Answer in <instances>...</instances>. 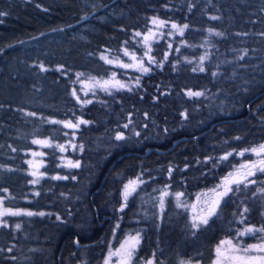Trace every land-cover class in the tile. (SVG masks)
I'll list each match as a JSON object with an SVG mask.
<instances>
[{"label":"trees","instance_id":"1","mask_svg":"<svg viewBox=\"0 0 264 264\" xmlns=\"http://www.w3.org/2000/svg\"><path fill=\"white\" fill-rule=\"evenodd\" d=\"M0 12L5 13L0 16V196L7 195L9 206L60 217L24 223L16 236L0 229V264L76 261L75 239L94 243L81 251L86 264L97 263L115 220L120 222L117 236L140 221L135 264L149 258L161 264L166 257L161 251L173 257V264H209L221 240L238 241L237 230L264 225V194L253 196L264 187L261 172L249 178L256 184L230 192L204 227L191 232L185 224L174 242L167 240L162 221L170 209L160 221L144 222L136 213L139 194L162 187L169 168V189L189 196L214 187L252 160L251 151L237 153L264 144V0H0ZM152 18L187 24L183 40L196 48L184 49L186 55L196 57L201 45L205 51L210 47L205 71L170 59L130 90L85 106L81 116L90 123L76 132L83 148L75 179L42 181L39 198L26 206L22 199L31 186L25 153L35 138L66 139L67 131L49 120L73 117L70 75L109 74L111 68L98 55L129 45ZM208 29L223 36L210 35ZM188 90L203 95L189 96ZM118 132L123 140L115 139ZM226 153L233 154L220 161ZM137 179L143 183L119 210L124 185ZM61 195L68 200L60 207ZM78 212L80 224L71 221ZM261 235H245L242 243L259 242Z\"/></svg>","mask_w":264,"mask_h":264},{"label":"rangeland","instance_id":"2","mask_svg":"<svg viewBox=\"0 0 264 264\" xmlns=\"http://www.w3.org/2000/svg\"><path fill=\"white\" fill-rule=\"evenodd\" d=\"M152 19L149 22L148 28L145 31L141 32L142 34H144V33H147L149 29H152L156 33V35L149 40L147 47L143 41V36H135V33H136L135 32L131 36L129 45L122 47L117 52L107 51V52L100 53L98 55L99 58L101 57V55H104L108 57L110 60L114 61V63L110 64V63H106L104 60L100 58L106 66L111 68L109 74H107L106 76H94V75L82 73L83 75L80 76L79 78L76 75L77 72L72 73L70 75V82H71L70 98H71V101L73 104V110H74L73 117L71 119L56 120V121L71 120L75 122L77 119L85 120L81 116V112L85 106L91 103L100 102L101 98L105 95H109V94H112L118 91L129 90L132 87H135L136 85L139 84L143 76L150 73L153 69L161 68L170 59L172 60L174 65H176L177 58H179V62L180 61L182 62L191 61V63L189 64L194 65L195 68L199 69V66L201 65V61L199 58L202 55H204L207 51H208L207 53L209 54L210 47H208L207 51H205L207 47H204V45H201L200 54H198V56L196 57L186 55V53L184 52V49L188 48L190 49L189 51H195L194 49L196 47L189 46L183 40L184 34L181 36L177 34L171 28V24L173 22L165 21L166 22L165 27L156 28L152 24ZM169 44H171L172 46L171 48H169ZM148 47L151 48V52L149 53V55L154 57L156 61L155 63L149 64L147 61V57L145 56V53L148 51ZM125 49H127L129 53H135L137 60H142L144 63V66L148 67L150 71H148L147 73L142 72L138 64L136 63V61H134L130 55L124 54ZM176 49H179V51H176ZM165 53H167L166 60L164 59ZM117 60L119 61V63H115V61ZM206 60H208V57ZM206 60L203 61V64H202L203 67L205 65ZM120 64H127V65H130V67H127V68L121 67ZM91 78H94V80ZM116 80L125 84L126 87L121 89L118 86L116 87L108 86L106 90H103L99 85L95 83V81H100V82L109 81L110 84H112ZM137 80H138V83H137ZM82 81L84 82V84L81 83ZM73 90L77 91V95L79 96L81 101H91V103H86V104L77 103L76 98H74L71 95ZM50 121H53V120H49V122ZM55 125L67 131L66 139H64L63 141H52L49 138H35V139H40V140H47L51 144V147H45V146L32 143L34 147L26 151L25 153L26 154L25 164L27 168L26 173L29 177V184L31 186V189L28 191L27 196L22 199V202L26 206L34 204V202H36V200L39 198V194L41 193V191L38 189V186L42 183V181L47 180V179L52 180V181L73 179L72 177H74V172L77 168L67 167L66 165L68 164V161H73V162L77 160L80 161L79 156H80V152L82 149L79 147L80 145L77 142L76 132L79 130L81 126L85 124H81L79 128L75 130L64 128L62 124H55ZM60 144L64 145L65 147L64 152H61L56 147V145H60ZM73 145H76V147L74 148ZM33 152L38 153V155L33 156L32 155ZM39 153H43V155H39ZM251 156H253L251 161L242 162L239 165V167L235 169L233 173L227 174L225 177L219 180L218 183L214 185V187L208 190H203L196 194L193 193L189 196L183 195L181 197V200L185 205H187L186 208L176 207L177 201L175 199L174 194L177 192L175 190L169 189L170 188L169 181H170L171 176L168 171V173L162 179V181H164V185H162V187H157V186L152 187L151 186V189H149L147 193L139 194V199L137 201V206H136V209H137L136 213L138 215H141L144 218L142 219L144 222H147L148 218L149 219L153 218L156 221H160L162 219L164 212L167 209H170L169 214H167V219L162 220L163 226L167 228L169 232V236H167V240L172 241V242L176 241V239L179 240L182 237V234L184 233L183 229H185V224L189 226L191 232H195L198 229L206 225V224H201L197 229H192L190 227L193 215L200 213L201 210L205 209L208 204H210L214 199H216V193L212 191L213 189H216L217 191H222L223 187L227 186V184L229 183V181L234 175L243 171V169H241V165H250L254 162H259L260 160L264 159V155L257 156L253 152L251 153ZM31 173H36V175L33 176L31 175ZM57 176L66 177V178L65 179H53V177H57ZM33 179H38V183L36 184L30 183V181ZM165 185H169L168 191L170 194L169 196L165 198L164 209L162 212L159 206V196H160V191L164 189ZM217 186H221V187L218 188ZM233 186L234 185H232V187ZM133 195L134 193L131 196H129L127 201H124L122 197V192H121L122 204L127 205V203L130 201ZM60 197L63 200L62 199L56 200V205L61 207L62 201H67L68 197L66 196L64 197L62 195ZM226 197H224L221 200V203ZM0 198H3V204L0 205V210H3L4 208H9L13 211H17V210L31 211L32 213H34V215L32 216L20 215V216L0 217V221H5L9 225L8 227L0 226V229H5L6 231L10 232L14 236H16L17 233L21 232L24 223L30 224L35 219L51 218L53 216H55V219L58 220L57 219V217H59L58 213H52V212H49L48 210L35 211V210H32L28 206L22 207V208L9 206L6 204V202L8 201L7 195L4 194L3 196H0ZM51 205H54V203L53 202L45 203V206H51ZM120 209H121V206L119 207V210ZM39 213H44V215H39ZM176 214L177 216L178 214L179 215L183 214L185 216V219L184 218L182 219L185 220V222L181 220L179 216L176 218ZM212 217H209L208 222L210 221ZM73 218L74 219H72L71 221L75 220L77 224H80L82 222L81 212H78L76 216L75 215L73 216ZM139 222H140L139 220H136L134 222L135 224L134 228L126 230L125 233H123L121 236H117L119 232L118 228L120 227L119 226L120 222L118 220L113 221L110 232L108 233L106 239L102 241V247H103L102 257L99 259L97 263L93 262L91 264H105L106 259L108 260V264H120V256L117 255L116 253H117V250L121 248V245L124 244L129 239V237L134 236L137 233H139L140 243H141V230L138 229ZM16 224L20 225L18 229L15 227ZM176 225H177L178 230H176ZM242 238L243 237L237 238L241 247H247L248 245L264 242V241H259L256 243L244 244L242 243L243 242ZM235 242L237 241L234 240V243ZM139 246L140 244L138 245L135 251L131 264H135L134 260H135V256H136ZM77 249H78L76 253L77 260L75 261V260L67 258L63 262V264H86L87 254L84 251H81L84 248H77ZM9 253L12 254L13 251L11 252L9 251ZM160 255L162 256L166 255L165 262H161V264H173V257H170L169 255H167L165 251H161ZM249 255H259V253H249ZM215 259H216V254L214 253V257L209 264H214ZM146 260L140 263L138 262L137 264H145ZM154 264L156 263L154 262ZM185 264H189V263H185ZM190 264H198V263H190Z\"/></svg>","mask_w":264,"mask_h":264},{"label":"snow or ice","instance_id":"3","mask_svg":"<svg viewBox=\"0 0 264 264\" xmlns=\"http://www.w3.org/2000/svg\"><path fill=\"white\" fill-rule=\"evenodd\" d=\"M191 7V5H189ZM5 15V13L0 12V16ZM212 19H218V17H211ZM152 24L156 28H163L165 27L166 22L163 20H159L157 18L152 19ZM189 26L187 24L183 25H178L177 23L173 22L171 24V28L179 35H183L185 32V29H187ZM208 32L210 35H215V36H223V33L214 31L213 29H208ZM156 35V33L152 30L149 29L147 33L142 34L141 32H136L135 36H143V41L146 45L148 46V42L151 38H153ZM260 35L264 36V33H260ZM171 44H169V48H171ZM176 51H179V49H176ZM151 52V48L148 47V51L145 53V56L147 57V61L149 64L155 63L154 57L149 55ZM125 55H130L131 58L136 61L138 64L140 70L144 73H147L150 71V69L146 66H144V63L142 60H137V57L135 53H129L127 49L124 51ZM208 57V53L206 52L204 55H202L199 59L201 61V65L199 66V71L204 72L205 69L202 66L203 61L206 60ZM102 60H104L106 63H114L113 60H110L108 57L101 55L100 57ZM164 59H167V53H165ZM187 59V58H186ZM115 63H119V61H115ZM188 63H191V61H188ZM121 67H130V65L127 64H120ZM40 70L45 71L46 69L44 68L43 65H40ZM58 71L60 69H57ZM197 69L194 68L193 71H196ZM77 77L79 78L82 76V73H77ZM216 73H213V76H215ZM94 80V78H91ZM84 84V82H81ZM97 85H99L103 90H106L108 86H113L116 87L118 86L119 88H125L126 85L121 83L120 81L116 80L114 83L110 84L109 81H95ZM138 83V80H137ZM130 90V89H129ZM189 96H202V92H193L191 90H188L186 93ZM71 95L76 98L77 103L81 104H86V103H91V101H81L79 96L77 95V91L73 90ZM27 115H35V113H27ZM183 115V113H182ZM51 123L54 124H62L64 128L67 129H78L81 124H88L90 123L89 121H85L83 119H77L75 122L68 120V121H50ZM124 127H127L125 125ZM67 135V133H65ZM139 135V133H137ZM125 137L122 133L118 132L115 136V139L117 141L123 140ZM239 139V137H237ZM33 144L45 146V147H51V144L47 140H40V139H34L32 141ZM56 147L61 151H65L64 145H56ZM75 148L76 145H73ZM81 149L83 148V145L79 146ZM15 151V149H13ZM251 151L257 156H262L264 155V144L259 145L257 148H252V149H245L244 151L237 153V155H244L245 152ZM233 153H226L224 156L220 157V161L227 160L229 156H231ZM33 156L38 155V153L33 152ZM39 155H43V153H39ZM31 163V162H29ZM67 167L71 168H79L80 167V161H68V164L66 165ZM241 169H243L242 172L237 173L234 175L227 186L223 187L222 191H217L216 189H213L212 191L216 193V199H214L210 204L206 206L205 209L201 210L200 213L193 215L192 220H191V225L190 227L192 229H197L201 224H207L209 217H212L214 215L218 214V208L221 204V200L228 196L230 192L233 191H240L241 190V185H243L244 189H247L249 185L256 184L255 180L249 179L250 177L255 176L256 172H261L264 173V159L260 160L259 162H254L250 165H241ZM169 174H171L172 169L169 168ZM31 175L35 176L36 173H31ZM42 175V174H41ZM231 175V174H230ZM66 177H53V179H65ZM75 179V177H72ZM32 184L38 183V179H33L30 181ZM140 183H143L142 180H131L127 184L124 185V188L122 190V197L124 201H127L129 196H131L133 193L136 192L137 187L139 186ZM232 185H235L236 187L233 188ZM220 188L221 186H217ZM169 185H165L164 189L160 191V196H159V206L161 211L163 212L164 209V204H165V198L169 196V191H168ZM4 191H7L6 189ZM257 193L259 194H264V187H258L255 192H253V196H256ZM175 199L177 201L176 207L177 208H186L187 205H185L181 197L183 196V193L177 192L174 194ZM3 204V198H0V205ZM125 204L121 205V211L125 207ZM248 212V209L245 208L244 212L241 213V216H244L245 213ZM20 215H26V216H32L34 213L31 211H13L9 208H4L3 210H0V217L4 216H20ZM39 215H44V213H39ZM57 219H60V217H57ZM243 222V221H239ZM0 226L3 227H8V223L5 221H0ZM15 227L18 229L20 227L19 224H16ZM260 234L264 233V225L261 227H255V226H246L243 228V230H237L236 236L237 237H243L245 235L249 234ZM261 241H264V235H261L259 237ZM140 244V236L139 233H137L134 236L129 237V239L121 245V248L117 250V255L120 256V264H131L133 256L135 254V251ZM11 251V249H9ZM249 253H259V255H249ZM215 254H216V259L214 260V264H264V242L257 243V244H252L248 245L247 247H241L239 242L234 243V238L233 239H225L221 240L220 243L216 246L215 249ZM13 259H15L13 257ZM105 264H108V260H105ZM145 264H154L153 259L149 258L145 261ZM184 264V262H182Z\"/></svg>","mask_w":264,"mask_h":264},{"label":"water","instance_id":"4","mask_svg":"<svg viewBox=\"0 0 264 264\" xmlns=\"http://www.w3.org/2000/svg\"><path fill=\"white\" fill-rule=\"evenodd\" d=\"M176 143H177V142H175V143L173 144V146H175ZM151 151H152V150L149 149V150L146 151V153L148 154V153H150ZM155 151H156L157 153H162V152H163V151H161V150H156V149H155ZM74 243H75L76 248H86V247H89V246L94 245V243L79 244V243L77 242V239L74 240Z\"/></svg>","mask_w":264,"mask_h":264}]
</instances>
